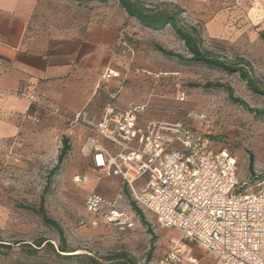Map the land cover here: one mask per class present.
<instances>
[{"label": "rangeland", "instance_id": "374dc122", "mask_svg": "<svg viewBox=\"0 0 264 264\" xmlns=\"http://www.w3.org/2000/svg\"><path fill=\"white\" fill-rule=\"evenodd\" d=\"M142 1L149 9L181 10V23L197 31L199 48L222 63H246L247 79L261 93L250 90L237 72L202 62L186 65L175 57L163 56L154 45L185 58L189 54L170 27L157 31L145 28L129 18L116 0L73 1L71 6L75 3L77 12H69L70 15H90L119 34L111 68L119 77L100 79L94 111L97 114L103 104L118 101L145 105L140 116L142 124L151 120L184 121L192 129L209 134L211 149L232 152L237 160L239 183H247V189L254 190L256 184L264 181V0ZM207 83L224 87L206 89L203 86ZM227 87L232 98L247 108L232 101ZM109 94L117 95L110 100ZM190 112L203 116L201 125L186 118ZM69 133L60 122L45 120L26 124L14 138L0 141V244L12 245L11 249L0 247V264H79L47 251L28 257L21 247L13 245H32L39 240L50 241L55 249L60 245L56 230L23 208L36 209L43 194L47 216L63 230L69 251L65 255L85 254L102 262L124 255L136 264H159L168 251L169 239L177 233L161 229L151 214L139 209L129 189L119 180L102 178L90 152L83 155L80 146L71 142ZM64 138L71 149L59 172L51 175ZM81 138L80 131H75L73 139ZM75 176H86L88 182L75 183ZM141 183L142 180L137 185ZM90 193L102 195L130 224L114 225L102 216L87 214L84 201ZM193 252L201 264H212L197 246H193Z\"/></svg>", "mask_w": 264, "mask_h": 264}, {"label": "built area", "instance_id": "2783aa9c", "mask_svg": "<svg viewBox=\"0 0 264 264\" xmlns=\"http://www.w3.org/2000/svg\"><path fill=\"white\" fill-rule=\"evenodd\" d=\"M3 70L0 62V74ZM118 77V72L108 70L101 79ZM115 96L110 94V100ZM16 97L29 106L21 121L39 124L47 116L61 121L67 130H82L100 176L119 179L139 209L151 214L161 229L177 233L169 239L159 264H201L193 246L212 264H264V181L254 190L240 184L235 156L225 148L211 149L208 133L184 121L142 124L145 105L127 103L119 109L108 101L99 115L87 109L66 114L56 106L40 104L33 92ZM186 118L200 125L203 121V116L192 112ZM73 181L87 183L88 178L75 176ZM84 209L110 224H130L97 193L86 196Z\"/></svg>", "mask_w": 264, "mask_h": 264}, {"label": "crops", "instance_id": "0c3cea01", "mask_svg": "<svg viewBox=\"0 0 264 264\" xmlns=\"http://www.w3.org/2000/svg\"><path fill=\"white\" fill-rule=\"evenodd\" d=\"M72 2L0 0V62L4 66L0 74V141L14 138L30 124L20 119L29 109L26 100L16 97L20 92H33L40 104L56 106L66 114L82 109L96 114L94 96L102 74L114 70L119 34L90 15H70L77 12ZM117 102L119 109L125 107ZM68 131L71 142L86 155V134L80 129ZM75 131H80V140L73 139Z\"/></svg>", "mask_w": 264, "mask_h": 264}, {"label": "trees", "instance_id": "16d2710c", "mask_svg": "<svg viewBox=\"0 0 264 264\" xmlns=\"http://www.w3.org/2000/svg\"><path fill=\"white\" fill-rule=\"evenodd\" d=\"M61 1H75L78 3H89L96 0H61ZM101 1V0H100ZM103 1V0H102ZM118 6L125 12V14L129 18H133L136 20L141 26L148 28L150 30H161L165 27H170L174 34L181 40L182 44L184 45L185 49L187 50L189 56L187 58L180 56L179 54H175L171 51L165 50L159 45H154V49L161 53L163 56L166 57H175L181 61L184 62L186 65H191L193 63H207L214 66H218L223 68L224 70H227L229 72H237L240 74L242 78L246 81L248 87L250 90L261 93V90L254 86L250 80L247 79V74L245 72V66L244 65H235V64H226L219 62L218 60L214 59L211 54L207 51L202 50L199 48L197 44V31L193 27L185 26L181 23V10H178L174 7V9H171V11L166 10H154L146 8L145 4L142 0H116ZM264 39V36H262ZM247 79V80H246ZM204 88H223L224 86L219 83L210 84L207 83L203 86ZM228 95L232 99L233 102L239 103L243 105L245 108L247 106L240 100H236L232 98V91L229 87L226 88ZM118 93V92H116ZM117 95V94H116ZM262 113V112H259ZM45 120H56L62 124L61 121L52 118L43 116L41 118V122ZM40 122V123H41ZM71 147L68 143L67 138H64L62 140V148L57 156V163L51 170V175H55L59 172L61 169V166L69 153ZM223 149V148H220ZM232 153V152H231ZM253 161L252 155L249 156V168L251 169V164ZM247 184V183H246ZM132 207L136 211L137 214L140 215V211L137 210V208L132 203ZM24 209L30 210L31 212L35 213L44 225L49 226L56 230L59 236V242L60 245L55 249L53 247V244L50 241L47 240H39L35 241L32 245L16 242L13 243V245H18L24 250V253L28 257H37L40 251H47L52 253L55 257L60 259H66L76 260L79 264H136L135 261L132 258H126L124 255H118L115 258L108 259L104 262L101 260H98L96 258H93L91 256H87L85 254H72V255H65L69 251L66 250V240L63 234V230L59 226V224L54 221L53 219L49 218L45 212L44 208V194L40 198V202L38 207L32 208V207H25ZM0 247L5 249H11V244H0ZM73 252V251H72Z\"/></svg>", "mask_w": 264, "mask_h": 264}]
</instances>
